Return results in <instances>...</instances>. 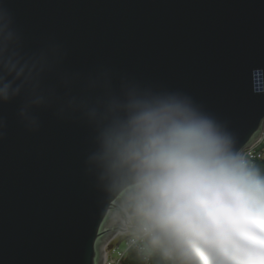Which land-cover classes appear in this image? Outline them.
<instances>
[{
    "label": "water",
    "instance_id": "1",
    "mask_svg": "<svg viewBox=\"0 0 264 264\" xmlns=\"http://www.w3.org/2000/svg\"><path fill=\"white\" fill-rule=\"evenodd\" d=\"M0 13L17 83L41 71L22 43L59 53L27 105L0 103V264H105L116 233L87 163L89 121L126 92L190 95L242 153L262 135L264 0H0ZM100 74L119 94L84 95Z\"/></svg>",
    "mask_w": 264,
    "mask_h": 264
},
{
    "label": "clouds",
    "instance_id": "2",
    "mask_svg": "<svg viewBox=\"0 0 264 264\" xmlns=\"http://www.w3.org/2000/svg\"><path fill=\"white\" fill-rule=\"evenodd\" d=\"M19 76L0 61V103L28 104ZM89 123L102 218L145 264H264V166L190 95L137 88Z\"/></svg>",
    "mask_w": 264,
    "mask_h": 264
},
{
    "label": "snow or ice",
    "instance_id": "3",
    "mask_svg": "<svg viewBox=\"0 0 264 264\" xmlns=\"http://www.w3.org/2000/svg\"><path fill=\"white\" fill-rule=\"evenodd\" d=\"M21 52L24 55H28L33 58L35 66L41 69L38 74H34L31 83L36 87L40 88L41 81L45 73L50 69L55 59L58 57V50L54 47L40 48L34 51H28L24 48L23 43L21 44ZM69 77H65V80ZM121 89L114 87L111 80L106 74H100L96 77V84L94 88H88L85 85L82 92L86 97L91 100H100L112 97L119 94ZM94 127L93 125H91Z\"/></svg>",
    "mask_w": 264,
    "mask_h": 264
},
{
    "label": "built area",
    "instance_id": "4",
    "mask_svg": "<svg viewBox=\"0 0 264 264\" xmlns=\"http://www.w3.org/2000/svg\"><path fill=\"white\" fill-rule=\"evenodd\" d=\"M264 143V129L260 139L251 147H248L244 150L243 154H245L249 159L252 161L263 157L264 153L260 150V146ZM114 241V240H113ZM113 241L111 242L113 244ZM119 246H115L113 244L112 248L106 249V256H105V264H119L121 258L124 256V250H118Z\"/></svg>",
    "mask_w": 264,
    "mask_h": 264
},
{
    "label": "trees",
    "instance_id": "5",
    "mask_svg": "<svg viewBox=\"0 0 264 264\" xmlns=\"http://www.w3.org/2000/svg\"><path fill=\"white\" fill-rule=\"evenodd\" d=\"M260 150L264 153V143L260 146ZM255 163H257L258 165H262L264 166V155L263 157H260L256 160H254ZM125 241L124 239L120 238L119 236H117L114 241L113 244L115 246H119L121 245V243ZM126 242V241H125ZM125 254L124 256L121 258V261L119 264H145V261L142 260L140 257H138V255L136 254L135 251L131 250L127 243H126V248L123 249Z\"/></svg>",
    "mask_w": 264,
    "mask_h": 264
},
{
    "label": "rangeland",
    "instance_id": "6",
    "mask_svg": "<svg viewBox=\"0 0 264 264\" xmlns=\"http://www.w3.org/2000/svg\"><path fill=\"white\" fill-rule=\"evenodd\" d=\"M117 236H119V235L116 234L115 238H116ZM115 238H114V239H115ZM114 239H113V240H114ZM113 240H112V241H113ZM112 241H111V242H112ZM125 248H126V242L123 241V242L121 243L120 247H118L117 251H118V250H123V249H125Z\"/></svg>",
    "mask_w": 264,
    "mask_h": 264
}]
</instances>
